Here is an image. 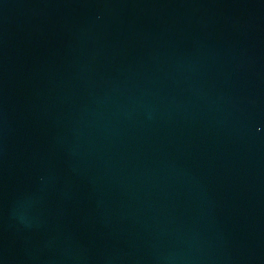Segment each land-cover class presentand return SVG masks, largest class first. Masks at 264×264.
Masks as SVG:
<instances>
[{
    "label": "water",
    "instance_id": "obj_1",
    "mask_svg": "<svg viewBox=\"0 0 264 264\" xmlns=\"http://www.w3.org/2000/svg\"><path fill=\"white\" fill-rule=\"evenodd\" d=\"M0 264H264V0H0Z\"/></svg>",
    "mask_w": 264,
    "mask_h": 264
}]
</instances>
